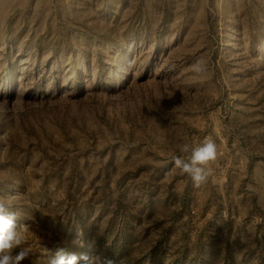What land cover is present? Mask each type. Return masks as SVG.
<instances>
[{
    "label": "rangeland",
    "instance_id": "rangeland-1",
    "mask_svg": "<svg viewBox=\"0 0 264 264\" xmlns=\"http://www.w3.org/2000/svg\"><path fill=\"white\" fill-rule=\"evenodd\" d=\"M0 197L24 264H264V0H0Z\"/></svg>",
    "mask_w": 264,
    "mask_h": 264
},
{
    "label": "clouds",
    "instance_id": "clouds-1",
    "mask_svg": "<svg viewBox=\"0 0 264 264\" xmlns=\"http://www.w3.org/2000/svg\"><path fill=\"white\" fill-rule=\"evenodd\" d=\"M207 70L203 60H197L192 65V71L198 74ZM181 153H190L187 159L181 156L173 157L175 168L182 174L190 177L193 186L201 187L209 181L212 176L210 164L218 158V146L211 138H206L199 146L190 144L180 146ZM11 202L7 198L0 197V264H24L31 256V249L25 246V236L17 225L16 216L9 211ZM49 264H102L100 257H89L88 255L77 256L69 253L64 248H57ZM103 264H113L111 260Z\"/></svg>",
    "mask_w": 264,
    "mask_h": 264
}]
</instances>
